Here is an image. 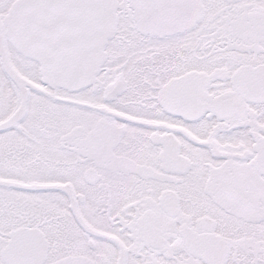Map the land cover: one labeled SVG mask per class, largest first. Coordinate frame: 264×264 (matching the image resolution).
I'll return each mask as SVG.
<instances>
[{
  "label": "snow or ice",
  "instance_id": "6c2138e0",
  "mask_svg": "<svg viewBox=\"0 0 264 264\" xmlns=\"http://www.w3.org/2000/svg\"><path fill=\"white\" fill-rule=\"evenodd\" d=\"M0 264H264V0H0Z\"/></svg>",
  "mask_w": 264,
  "mask_h": 264
}]
</instances>
